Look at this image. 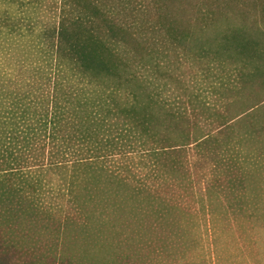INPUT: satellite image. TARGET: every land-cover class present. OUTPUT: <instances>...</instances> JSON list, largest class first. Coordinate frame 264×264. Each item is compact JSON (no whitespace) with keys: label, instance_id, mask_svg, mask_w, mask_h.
Segmentation results:
<instances>
[{"label":"trees","instance_id":"trees-1","mask_svg":"<svg viewBox=\"0 0 264 264\" xmlns=\"http://www.w3.org/2000/svg\"><path fill=\"white\" fill-rule=\"evenodd\" d=\"M44 1L0 0L1 53L27 74L17 84L0 67V264H88L66 241L106 218L154 219L156 240L145 241L142 259L132 246L126 257L101 255L95 264H171L177 251L201 248L189 226L196 220L217 230L248 215L241 186L250 156L236 141L262 136L252 113L264 96L234 117L214 108L264 89V0H142L126 19L110 0ZM24 10L32 13L20 17ZM222 11L235 28L219 38V57L195 33L216 26ZM191 43L194 56L186 51ZM170 44L176 59L197 67L193 81L219 71L212 107L204 90L190 93L182 65L171 68L177 50ZM208 120L220 123L211 133L198 126ZM184 146L214 162L204 196L195 195L192 170L174 150ZM137 153L146 161L140 179L125 161ZM169 182L183 199L196 197L199 215L159 195ZM183 214L196 220L183 222ZM253 263L264 264L262 253Z\"/></svg>","mask_w":264,"mask_h":264},{"label":"rangeland","instance_id":"rangeland-1","mask_svg":"<svg viewBox=\"0 0 264 264\" xmlns=\"http://www.w3.org/2000/svg\"><path fill=\"white\" fill-rule=\"evenodd\" d=\"M122 0H110V5H117L116 15H118L122 19H126L129 17L131 13V9H135L138 7V4L141 5L142 0H127L129 2H125L124 6L126 8H119V5L122 4ZM44 7L46 3L43 0ZM2 9H4V5L1 4ZM42 10V8H41ZM41 10L37 11V14L41 15ZM13 11V10H12ZM14 12L19 13V10H14ZM132 12L136 13V10ZM31 14L32 11H22L20 17H26L25 15ZM224 11L221 12V14ZM224 14L220 15V19L217 22L216 26L209 27L205 29L203 32L195 33V38L202 44L204 48L211 49V53H217L220 57V48L221 43H219V38L229 29L235 28V23L231 21V19L226 18L224 22ZM227 16V15H226ZM228 17V16H227ZM142 17H139L141 19ZM223 21V22H222ZM2 40H0L1 44ZM1 46V45H0ZM2 47V46H1ZM167 47H171V49H175L171 44ZM177 50V49H175ZM173 54L172 65L171 68L176 71L178 64L179 66H183L185 69V74L190 77V82L193 81V73L197 71V67L192 63L187 62L185 60L176 59L178 57L177 53ZM187 52L192 53L194 56V52L196 51L195 43H191L187 46ZM175 55V56H174ZM191 55V56H192ZM8 59V60H7ZM16 59L12 57H4L0 50V67L8 70L13 79L17 82V84L22 83L24 73H17L14 69ZM9 64V67L7 65ZM179 69V67H178ZM206 73L198 74V77L194 76L193 83L190 85V93H197V88L202 89L206 95V101L209 103V107H212V101L214 104V96L211 95V91L218 88L216 83L220 80L218 79V73L214 67L209 69ZM27 75V74H26ZM25 75V76H26ZM10 86L11 85H6ZM5 86V87H6ZM13 88V87H11ZM200 91V90H199ZM264 96V89L259 88L257 85L253 88L249 89L248 93L245 94L242 102L231 103L227 105L216 104L214 110L222 111L227 110L228 115L230 117H234L239 115L244 109L247 107H252L258 105ZM173 101V98L170 99ZM177 106V105H175ZM253 114V125L256 130H261L264 124V103L256 107V110ZM237 122V121H235ZM263 123V124H262ZM219 122L216 120H208L206 124L199 123V127L203 128L202 131L212 132L214 128L219 126ZM235 124V123H233ZM232 124V125H233ZM231 125V126H232ZM262 125V127H261ZM236 125L235 130L238 131ZM262 136L257 135V133L253 132V135L247 140L237 139L236 147L249 154L248 165L245 169L244 181L242 183L243 192L245 193L243 197V203L248 208V215H245L237 220L224 221L227 225L225 228L224 224L217 228V230H212L209 222L206 218V221H201L200 219L196 220V216L199 215L196 213L199 212V203L196 202L195 198H184L180 190H178L177 185H173V182L170 184H165L164 189L161 188L159 195L162 198L167 197L170 200V203L177 202L186 210H189L190 213L195 214V218L188 216L187 213L183 214V222L190 223L193 219L197 222H194L189 225L194 232L193 236L196 235L201 238L202 246L194 251H177L176 257H173L171 260V264H254L253 263V255L255 251H259L262 253V262L264 263V127L262 128ZM195 130V129H194ZM210 130V131H209ZM236 131V134H240L241 131ZM210 141V140H209ZM211 142V141H210ZM218 147V144H217ZM175 151H180L183 156V160L187 161V169L192 173L195 183H194V193L197 196H204V188L209 183L210 177L212 176V171L214 170V162L208 157H198L195 152V147H179L175 148ZM129 159L125 160L128 167L132 171L135 172L136 176H139V179L142 178V164L146 161L143 160L142 155L139 153L132 154ZM197 173V174H196ZM196 175V176H195ZM166 178H169L167 176ZM170 179V178H169ZM167 182L170 180H166ZM172 184V185H171ZM140 206L143 209V200L140 199ZM219 207L225 209L227 207L226 203L217 202ZM191 218V219H190ZM187 219H190L187 221ZM162 224L168 223V221H160ZM237 222V223H235ZM156 220H125L115 221L114 219L107 220L102 219L98 220L89 225H85L84 228L78 227L77 231L72 235V238L66 241L67 248H71L70 252H73L74 255L84 256L86 257L88 264H95V260L101 257V255H111L115 252H122V256H128L134 251H129V248L132 246L138 247L140 249L139 254L142 259V256H145V253L148 251H143L145 241L149 238L155 241L152 235H149V231L154 228ZM247 226H243V225ZM206 225V226H205ZM210 226V230H209ZM193 227V228H192ZM123 233V238L116 239L115 235ZM191 232V231H190ZM213 233L217 234V237L213 235ZM115 234V235H114ZM135 234V235H134ZM190 234V233H189ZM70 238V234L67 235ZM221 237L227 241L226 245L223 242L221 243L218 240ZM214 239L216 242H214ZM241 239V242L239 241ZM224 241V240H223ZM151 243V242H150ZM238 245L237 248V244ZM245 244V246H243ZM242 246V248H240ZM73 247V248H72ZM58 247H55L56 251ZM225 248V250H224ZM224 250V251H223ZM166 252V251H165ZM170 252V251H168ZM150 258L153 262H156L154 259V254L152 253ZM165 264H170V261L167 260Z\"/></svg>","mask_w":264,"mask_h":264}]
</instances>
